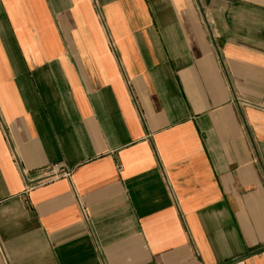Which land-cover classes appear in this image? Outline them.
Segmentation results:
<instances>
[{"label":"crops","instance_id":"1","mask_svg":"<svg viewBox=\"0 0 264 264\" xmlns=\"http://www.w3.org/2000/svg\"><path fill=\"white\" fill-rule=\"evenodd\" d=\"M0 264H264V0H0Z\"/></svg>","mask_w":264,"mask_h":264}]
</instances>
